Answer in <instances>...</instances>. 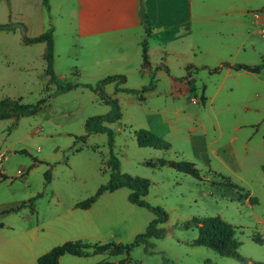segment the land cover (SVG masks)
<instances>
[{
	"label": "rangeland",
	"instance_id": "374dc122",
	"mask_svg": "<svg viewBox=\"0 0 264 264\" xmlns=\"http://www.w3.org/2000/svg\"><path fill=\"white\" fill-rule=\"evenodd\" d=\"M47 1L48 6L43 0H0V24L25 25L24 31L19 25L0 29V100L21 98L17 102L25 104L45 100L34 114L0 119V166L7 175L0 181V222L12 217L9 209L32 197V209L48 217L54 214V197L65 207L94 195L109 179L107 134L91 133L84 141L77 138L84 134L85 119L107 112L108 106L94 91L80 86L56 93V85L45 74V43L23 41L24 36L33 37L52 27L53 70L59 80L94 84L107 75L124 74L122 87H146L129 93L115 92L114 82L104 86L106 94L118 99L122 112L118 121L108 124L120 171L148 179L145 201L162 207L168 215L162 224L166 234L151 239L153 252L136 245L123 264H264V67L250 72L228 66L264 63V0H190L191 8L205 16L187 24L199 29L193 36L201 46L194 52L191 79L185 71L176 79L189 80L185 85L176 82L174 88L170 87L172 75L163 66L148 75L120 72L125 69L118 67L123 55L116 54L111 45L102 50L80 47L75 0ZM174 1L159 4L164 18L169 9L183 10L182 0ZM260 17L262 24L256 22ZM147 40L151 62L159 60L163 46L158 36ZM168 47L188 54L185 40ZM101 55L103 62L94 65L91 60ZM210 68L219 70L212 73ZM151 80L153 85L147 87ZM138 128L162 136L170 143L169 149L139 146L134 137ZM160 158L193 162L201 179L168 164L159 166L155 161ZM47 171L49 182L45 181ZM222 175L242 186L243 193L249 191L254 197L251 203L238 201L237 190L221 184ZM128 192L126 187L104 192L131 206L122 210L126 221L114 243H132L154 217L145 207L131 204ZM214 215L234 226L238 251L250 261L240 262L192 243L197 227H185L184 222ZM66 257L118 262L126 255L112 256L106 250Z\"/></svg>",
	"mask_w": 264,
	"mask_h": 264
},
{
	"label": "crops",
	"instance_id": "0c3cea01",
	"mask_svg": "<svg viewBox=\"0 0 264 264\" xmlns=\"http://www.w3.org/2000/svg\"><path fill=\"white\" fill-rule=\"evenodd\" d=\"M140 1L153 21L149 36L145 35L140 22ZM163 1L169 3L172 0H75L73 10L76 11V20L80 27L77 33V38L81 41L80 47L91 46L102 50L111 45L116 54L123 55L118 67L125 69L120 72H146L148 75V71H152L153 68L166 66L172 75L170 87L174 88L176 82L185 85L186 79L179 81L176 78L183 77L188 66L192 64L196 66L193 62L194 52L201 46L193 36L199 29L195 30V25L192 28L187 24H191L193 20L195 22L205 19V16L191 8L190 0H183L182 13L179 12V7L178 11L169 9V12L164 13L166 16L164 18L163 11L159 9V4ZM46 4L48 6V1ZM156 4L158 9L155 7ZM49 6H51L50 2ZM262 21L263 17L256 19L258 24H262ZM135 31L136 35L133 33ZM155 35L158 36L163 48L160 49L159 60L155 59L151 62L147 39ZM143 39H146L148 66L142 68ZM179 39L185 40L188 54L167 48L168 44ZM99 57L101 59L91 60L96 66L103 62L102 55ZM115 199L116 195L113 193L103 192L90 206L81 208L75 206L78 201H71L65 207H61L58 205L59 199L54 197L52 200L54 214L48 217L37 214L32 209L33 205L31 208H27L26 205L16 211L8 212L12 217L6 222H0V264H37L40 255L66 240L100 244L114 242L119 236L121 225L126 221L124 217L126 215L122 210L131 208L124 201L118 202ZM87 251L89 254H99L93 253L91 249ZM69 255L71 254L61 255L59 264L95 263L66 257ZM110 262L118 264L115 261Z\"/></svg>",
	"mask_w": 264,
	"mask_h": 264
},
{
	"label": "trees",
	"instance_id": "16d2710c",
	"mask_svg": "<svg viewBox=\"0 0 264 264\" xmlns=\"http://www.w3.org/2000/svg\"><path fill=\"white\" fill-rule=\"evenodd\" d=\"M173 1V0H172ZM176 1V2H175ZM174 3H177L178 0H175ZM183 2V0H182ZM43 3H47V0H43ZM163 3L166 2H161ZM167 4V3H166ZM173 4V3H170ZM161 5V6H162ZM164 6V5H163ZM184 10V9H183ZM182 9L180 7L179 12ZM139 18L140 22L144 28L146 36H149L152 31L153 21L150 16L145 12L144 8L141 6L139 8ZM19 25L22 31L25 30V25L23 23H6L0 24V29L4 30H13L16 26ZM23 41L27 44L44 42L45 43V52L44 60L46 63L45 74L48 75L49 83H54L56 85L55 92L60 94L76 87H83L94 91L99 99L108 106V111L99 114L92 115L85 119L84 122V134L77 137L79 140L84 141L91 133H106L107 134V144L109 148V156L107 159V165L110 168L109 179L105 184H102L98 187L94 195L78 201L75 203L76 207L87 208L90 206L96 198L103 192H113L121 187H126L130 191L127 195L129 202L136 204L140 207H145L154 214L152 220L146 225L145 230L136 234L133 238L132 243L124 244L121 242H107V243H98V242H85L81 240H67L60 245L54 246L44 254L40 255L37 258V264H59V257L65 253L75 255V256H85L88 255V249H91L93 253H100L102 251L108 250L111 255L116 256L122 253H125L126 258L118 261V264H123L125 260L128 259L131 249L139 244L144 246V250L148 253L153 252L154 243L151 242L153 238H162L166 234L165 228L162 226L163 223L167 221L168 215L166 211L158 206L151 205L145 201L144 196L148 192L149 181L146 178L140 176H134L125 172L120 171V162L117 156L113 152L114 145V134L108 124L118 121L121 116V108L118 102V99L114 96H110L105 93L104 86L107 83H115V92L125 91L129 93H138L143 91L146 87H143L141 90L133 88H125L121 85L125 83L126 77L124 74H113L107 75L94 84L79 82L75 80H59L53 70L54 62V40H53V28L49 27L45 31L33 37H23ZM142 47V66H148L147 59V45L146 39H143L141 42ZM228 66L234 70H246L250 72H259L263 67L264 63L258 64H245V63H234L228 64ZM160 66H157L158 68ZM168 72V68L163 66ZM194 68L193 65L188 66L186 73L187 77H190L191 69ZM219 68H210V72H217ZM186 77V78H187ZM186 79L187 81L189 79ZM192 81V80H191ZM189 81V82H191ZM153 85V80L150 81L147 87ZM21 100V98H18ZM18 99L11 101L10 99L0 100V109L6 108V111L0 110V119L7 118L10 116H15L16 118L24 114H34L36 113L41 105L44 103V99H40L34 104H25L17 102ZM134 137L136 143L141 147H152L159 150H167L170 147V143L165 140L162 136H159L152 131L145 128H138L134 130ZM159 166L168 164L174 169L187 173L194 178L201 179L199 170L195 167L193 162L187 160H165L163 158L157 159L155 161ZM7 178L4 170L0 166V181ZM223 185H228L232 188H235L239 193L238 201L246 199L251 203V200L254 198L250 195L249 191L243 193V187L231 181L229 177L221 176ZM50 174L45 172V181L49 182ZM34 197L20 203L18 206L11 208L9 210L16 211L26 205H33ZM190 224H193L197 227L198 234L195 239L192 240L193 244L202 245L208 247L221 256L231 257L240 262H248L251 259L245 256H242L238 251L239 241L236 238L235 228L232 224L223 220L219 215L214 216H201V217H192L190 220L184 222V226L188 227ZM253 240L257 243H262L261 238H254ZM167 261V259H164ZM91 264H112L107 260L98 261Z\"/></svg>",
	"mask_w": 264,
	"mask_h": 264
}]
</instances>
